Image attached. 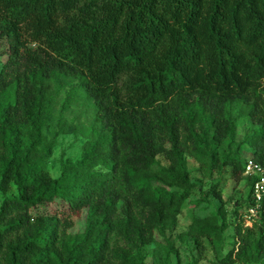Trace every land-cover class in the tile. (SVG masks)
I'll use <instances>...</instances> for the list:
<instances>
[{"label":"trees","instance_id":"1","mask_svg":"<svg viewBox=\"0 0 264 264\" xmlns=\"http://www.w3.org/2000/svg\"><path fill=\"white\" fill-rule=\"evenodd\" d=\"M1 41L0 264H146L152 245L179 256L168 232L199 186L188 158L208 182L196 205H219L184 235L202 251L235 225L217 264H264V209L245 226L246 166L264 167V0H0ZM73 101L93 121L53 176L57 138L79 131ZM241 116L255 128L239 140ZM229 181L247 209L238 222Z\"/></svg>","mask_w":264,"mask_h":264},{"label":"rangeland","instance_id":"2","mask_svg":"<svg viewBox=\"0 0 264 264\" xmlns=\"http://www.w3.org/2000/svg\"><path fill=\"white\" fill-rule=\"evenodd\" d=\"M7 44L5 41L0 42V69L4 62L8 59V54L6 52ZM70 86L67 87L69 90ZM91 109L87 104H83L79 101H73V104L70 109L65 112L66 117L69 119V122H74L78 127L79 131L77 133H65L61 134L56 141L54 151L52 156L48 160V168L53 176H58L60 173V164L62 160L66 159H77L80 156L82 145L85 142V137L82 135V129L88 130L89 126L93 121V116L91 115ZM255 128V125L244 116L238 118L237 122V133L238 139L242 140ZM253 149L244 146L242 151V156L244 158H250L252 156ZM188 165L192 171L194 181L199 183V186L196 188V193L193 194L184 204L182 213L179 217V223L175 230L168 232L171 241L175 244V247L178 249L179 256L172 253L169 256H166L165 252L162 250H155V246L152 245L148 248V255L146 258V264H217L219 258L218 250H223L224 253L228 252L232 248L233 235L235 233V225H231L225 231V242L221 246L213 245L209 240H205V246L202 251L195 247L194 242L189 236L184 235L189 225L192 223L194 216H205L211 214L217 209L219 201L210 197L209 203H203L201 205H196L195 201L200 197V190L208 187V182L201 185L199 182L200 172L199 164L193 159L188 158ZM232 181L228 182V185L223 190V197L226 201L225 208L228 212V218L233 222H238L241 220V215L234 211L237 208H240V212L245 217L247 209L243 207L237 201V198L242 197V193L236 194L237 186ZM2 194L0 193V198ZM1 200V199H0ZM63 204L55 202L52 204L44 205L40 207V210H49L54 211L61 209ZM238 217L235 218V217ZM75 227L74 231L82 230L85 223V212H82L80 215L74 217ZM251 226L248 224L247 220L245 221V226Z\"/></svg>","mask_w":264,"mask_h":264},{"label":"built area","instance_id":"3","mask_svg":"<svg viewBox=\"0 0 264 264\" xmlns=\"http://www.w3.org/2000/svg\"><path fill=\"white\" fill-rule=\"evenodd\" d=\"M245 174H250L257 177L254 185L255 205L249 209L250 216L247 219L248 224L251 225V216L257 215L261 208L264 209V167L261 164L250 160L247 163Z\"/></svg>","mask_w":264,"mask_h":264}]
</instances>
